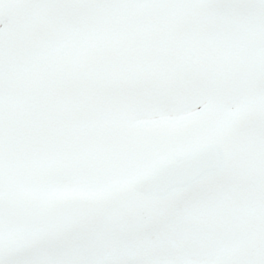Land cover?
Instances as JSON below:
<instances>
[{
    "label": "snow or ice",
    "instance_id": "snow-or-ice-1",
    "mask_svg": "<svg viewBox=\"0 0 264 264\" xmlns=\"http://www.w3.org/2000/svg\"><path fill=\"white\" fill-rule=\"evenodd\" d=\"M0 264H264V0H0Z\"/></svg>",
    "mask_w": 264,
    "mask_h": 264
}]
</instances>
